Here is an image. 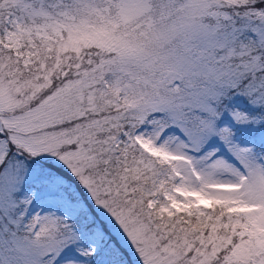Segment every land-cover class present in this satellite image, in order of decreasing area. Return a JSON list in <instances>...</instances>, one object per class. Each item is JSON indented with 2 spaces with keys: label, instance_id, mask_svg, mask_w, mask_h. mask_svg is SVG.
Here are the masks:
<instances>
[{
  "label": "snow or ice",
  "instance_id": "snow-or-ice-1",
  "mask_svg": "<svg viewBox=\"0 0 264 264\" xmlns=\"http://www.w3.org/2000/svg\"><path fill=\"white\" fill-rule=\"evenodd\" d=\"M0 264H264V0H0Z\"/></svg>",
  "mask_w": 264,
  "mask_h": 264
}]
</instances>
